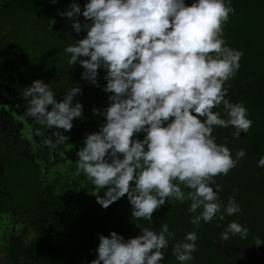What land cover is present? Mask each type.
<instances>
[{"label":"clouds","instance_id":"9594fccd","mask_svg":"<svg viewBox=\"0 0 264 264\" xmlns=\"http://www.w3.org/2000/svg\"><path fill=\"white\" fill-rule=\"evenodd\" d=\"M234 14L232 0H85L83 5L70 0L57 12L71 22L72 32L84 33L64 48L69 67L79 65L80 79L107 97L106 106L91 109L102 122L85 134L72 173L91 182L102 209L126 198L132 218L151 222L166 203L190 200L187 211L196 228L201 221L241 212L235 197L227 204L220 200L222 186L215 178L233 171L246 151L241 147L233 156L213 135L217 128H232L231 136L240 139L254 123L242 103L225 98L243 56L224 38ZM49 20L53 31L56 20ZM82 94L74 83L58 101L42 79L23 88V115L38 126L34 134L43 135L40 129L47 128L56 137L55 142L45 137V146L67 144L70 137L64 133L73 129V121L85 119L76 99ZM221 107L223 116L215 111ZM257 167L264 168V156ZM135 226L140 231L134 237L98 234V245L90 250L95 258L88 264H162L175 233L167 223L159 232ZM235 235L245 239L249 229L231 221L221 239ZM197 238L191 231L172 244L179 264L194 259ZM254 245H264V239L257 236Z\"/></svg>","mask_w":264,"mask_h":264},{"label":"trees","instance_id":"16d2710c","mask_svg":"<svg viewBox=\"0 0 264 264\" xmlns=\"http://www.w3.org/2000/svg\"><path fill=\"white\" fill-rule=\"evenodd\" d=\"M232 6L235 14L224 26V38L228 46L242 51L243 56L238 72L226 85L228 95L225 98L232 103H242L254 123L240 139L231 136L232 128H217L213 135L217 143L226 144L232 150L233 156L241 147L246 151V156L237 165L238 172L234 169L227 176L215 178L216 183L222 186L220 200L227 204L229 197H235L241 212L234 216L225 215L222 221H201L200 227L196 228L190 223L193 214L187 211L190 200L183 204L166 203L154 214L151 222L132 218L126 198L106 210L102 209L96 203V191L91 182L83 175H72L78 159L74 150L70 156L74 158L73 163L68 165L69 154L65 157L62 154L57 160L59 165L51 168L50 178L43 177L47 183L43 191L40 183L34 185L36 194L32 203L25 209L21 208L22 212L15 213L11 221H4L3 227L0 226L7 233L3 240H7L3 242L6 248L0 249V264H88L95 258V253L90 250L97 247L98 234L107 236L110 231H116L129 238L139 234L140 230L135 225L151 227L159 232L163 223L168 224L175 237L165 250L162 264H179L171 254L172 244L175 240H183L191 231L197 233V251L188 264H245V260L256 264L245 258L241 251H251L249 256L264 253V245L256 249L254 245L257 236L264 239V234H254L258 225L264 224V168L257 167V161L264 156V0H232ZM99 94L91 93L90 99ZM104 106L106 104L100 108ZM215 111L224 115L222 107ZM78 128L79 124L73 131L64 133L72 135L74 147L82 146V134L94 132H89V127L84 131H77ZM90 128L96 129L95 123ZM58 150L66 151L65 148ZM98 194L102 196L103 190ZM231 221L249 229L247 238L235 235L227 241L221 239V233Z\"/></svg>","mask_w":264,"mask_h":264},{"label":"rangeland","instance_id":"374dc122","mask_svg":"<svg viewBox=\"0 0 264 264\" xmlns=\"http://www.w3.org/2000/svg\"><path fill=\"white\" fill-rule=\"evenodd\" d=\"M49 1L34 0V6L31 7V11L27 15L25 14L24 20L18 14L10 15V19L14 22L0 18V64L2 65V60L6 59L8 68L12 64H15L16 67L15 69L10 68L8 73L3 75L13 78L27 77L30 75L28 74L29 70H33L34 78L42 79L45 83H48L52 91L57 94L58 100L62 98L63 93L69 90L67 87L70 85L68 83L69 79L79 80L81 82L79 85L84 92L94 89L93 92L95 93H103L99 88L93 87L88 82L80 79L82 68L79 65L70 68L67 63L69 57L65 54L64 48L74 44L75 39L82 38L84 35V33L77 35L72 32L70 28L71 22L57 15L58 11H63L68 6L70 0H58L56 4H52ZM45 2L47 5L43 4ZM78 2L80 3V0ZM49 18L56 20L53 31L48 30ZM4 54L10 55L9 62L7 58H3ZM20 63L25 64V66L18 68ZM103 75L104 72L101 71L100 77H103ZM34 78L30 79L33 81L35 80ZM99 83L101 85L104 84L102 81H99ZM99 97L100 94L98 97L91 98L89 105H84L85 119L79 124L82 131L88 127L89 132L98 130L97 127L102 122V117L93 116L91 109L93 106L102 107L103 101L102 99L99 100ZM92 122L95 123L96 129H91L88 125V123L92 125ZM84 136L85 134H82L83 138ZM69 137L70 141L67 144L59 145L57 149H66L62 154H69L66 163L71 165L74 159L70 157L72 156L71 151L75 150L76 153L80 146L74 147L71 141L72 135L70 134ZM54 140L56 141L55 136ZM26 148L25 142L22 141L20 136L16 137L11 129L3 131L0 128V188L6 194L2 193L0 196V216L2 219H7L6 221H11L15 213L22 212L21 208L25 209L27 205L32 203L36 194L34 185L40 183L41 191L47 185L45 179L37 176L39 175L38 167L30 162V154ZM62 154L59 155L62 156ZM235 171L238 172L237 167ZM262 212H264V209H262ZM9 230H11V225H9ZM254 234L263 235L264 224L258 225ZM6 238L5 228H0V249L6 248L3 243L7 242V240L3 241ZM249 253L251 251H241L245 258L252 259L256 264H264V253L261 255L252 253L250 256ZM245 264L250 263L245 260Z\"/></svg>","mask_w":264,"mask_h":264},{"label":"flooded vegetation","instance_id":"af4514ba","mask_svg":"<svg viewBox=\"0 0 264 264\" xmlns=\"http://www.w3.org/2000/svg\"><path fill=\"white\" fill-rule=\"evenodd\" d=\"M41 1L43 2L45 0H41ZM84 2L85 0H82L80 4L83 5ZM43 4L47 5L46 2ZM32 6H34V0H0V18L6 21H13L10 19V15L14 16L18 14V16L24 20L25 14L27 15L28 12L31 11ZM81 19L83 18L81 17ZM3 58H7V61L9 62V58L11 57L9 54H4ZM23 66H25V64L20 63L18 68ZM10 68L15 69L16 68L15 64H12L11 67L8 68L6 66V59H3L2 65L0 64V128L3 131H8L11 129L12 133L16 135V137L20 136L22 141L25 142V145L27 147L26 150L30 154L29 159H32L33 164H35V166L38 167L39 175L37 176L41 177L42 179L43 177L47 178L49 173L51 172V168H53L54 165L57 166L59 165L57 160L58 161L60 160L61 157L59 154H62L63 151H60L57 148L50 149L49 147L45 146L43 143L45 137L47 136H51L53 142H55L54 136L51 135L53 130H49L47 128H41L40 130L43 133V135L36 136L34 133L36 127L38 126L34 125L30 119L25 118L23 115L27 107V101L22 98L21 94L23 92V88L31 84L32 80L30 78H34L33 70L32 71L29 70L28 74L30 75L27 77L20 76L18 78L17 77L13 78L9 76L8 77L4 76L3 74L8 73ZM25 79L29 81H26ZM99 81L104 82L103 79ZM68 83L70 85L67 87L68 89H70V87L73 86L74 83L80 84L81 82L77 79H69ZM93 90L94 89H91L88 90L87 92L82 91L83 94L77 96L76 99L79 100L83 104V106L86 104L89 105L91 103L90 101L91 93L92 94L94 93ZM98 99L99 100L102 99L103 101L102 105L106 104L107 97L104 92L101 93ZM81 121L82 120L73 121L74 124L73 128H75V126L80 124ZM88 125L90 126L89 123ZM79 130H81V128L77 129V131ZM30 134H31V139H29ZM63 155H65V153ZM2 193L5 194V192L0 188V196ZM6 220L7 219H2L0 216V223H2L0 226H2L4 224V221Z\"/></svg>","mask_w":264,"mask_h":264}]
</instances>
